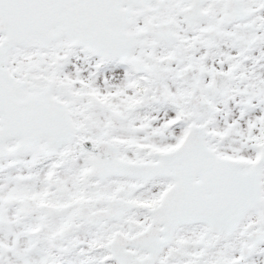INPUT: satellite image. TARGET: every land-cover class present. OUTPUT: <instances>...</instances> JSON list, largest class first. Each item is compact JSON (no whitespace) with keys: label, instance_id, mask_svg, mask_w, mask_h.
<instances>
[{"label":"snow or ice","instance_id":"1","mask_svg":"<svg viewBox=\"0 0 264 264\" xmlns=\"http://www.w3.org/2000/svg\"><path fill=\"white\" fill-rule=\"evenodd\" d=\"M0 264H264V0H0Z\"/></svg>","mask_w":264,"mask_h":264}]
</instances>
